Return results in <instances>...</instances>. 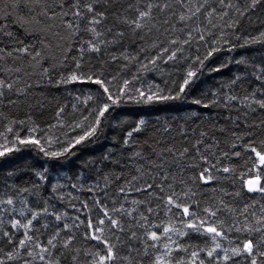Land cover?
<instances>
[{
	"label": "snow or ice",
	"instance_id": "snow-or-ice-1",
	"mask_svg": "<svg viewBox=\"0 0 264 264\" xmlns=\"http://www.w3.org/2000/svg\"><path fill=\"white\" fill-rule=\"evenodd\" d=\"M219 4L221 8L235 11V16H230L229 12L219 16L221 20L228 16L226 27L233 30L249 12L264 9V0H245L243 7L232 0H219ZM206 5L207 0L195 5L192 0H10L7 5L9 16L15 10L17 21L25 31L35 35L38 40L41 35L44 37L39 41L44 48L49 47L44 41H50L51 38L63 42L74 40L79 44V57H74L72 69L61 75L55 86L90 84L95 86L98 96L95 107L89 113L91 120L86 126L80 123L70 125L73 131H80L63 142L60 150L48 151L40 139L34 136L22 138L9 126L0 138V158L21 151L19 146L39 148L50 159L66 158L75 155L74 150L78 148L95 144L105 128L112 127V121L116 119L115 110L124 103L152 105L186 100L196 88L199 68L190 66L180 82L173 83L171 88L149 85L147 89L133 90L132 81L124 79L114 84L117 79L115 76L108 79L103 71L85 72L82 62L87 54H102L109 44L120 43L129 35L144 40L153 31L160 32L164 26L175 29V23H171L173 20L186 25L200 15ZM214 13L215 9L206 12L210 25L213 24ZM158 19L160 27L157 26ZM109 21L111 27L108 26ZM32 24L41 27L38 31L30 30ZM193 32L198 33L200 41L208 43L199 25L191 28L183 40L170 39L168 46H161L153 40L152 47L159 51L141 65V70H149V66L158 68L161 62L167 64L177 61L183 45L190 44L194 39ZM5 35L10 38V42L16 39L0 22V37ZM108 36H111V40ZM16 42L19 46L8 51V56L19 53L30 56L36 64L40 63L41 51H36L34 45L24 41ZM228 43L224 35L219 39L213 38L203 57L197 56L191 63L203 67L206 61L221 51L223 44ZM250 44H264V31L244 41V45ZM227 50L231 51L232 48ZM4 54L5 49L0 46V60ZM111 59L131 61L136 58L122 54ZM42 74L51 78L48 68H43ZM255 79L262 81L261 86L264 87V74L256 75ZM31 87V84L21 87L19 80L0 78V104L6 102L15 105L16 100L8 94L27 96V89ZM93 99L89 95L85 104ZM237 99L229 96L225 106ZM240 102L251 112L257 109L264 111V95H246ZM192 103L204 108L212 106L199 98L193 99ZM64 111L63 107L58 108V120ZM261 124L264 125V121ZM144 125L145 121L140 120L130 130L125 129L126 135L120 143L130 147L134 133H141ZM60 126L63 127L62 124ZM164 131L168 132L169 129L165 128ZM8 133L15 138L9 139ZM181 135L185 133L182 131ZM199 135L200 139L192 142L191 146L176 148L174 145H165L157 150V147L148 145L147 151L134 150L127 157L131 165L130 174L112 178L119 183L111 193L108 178L105 179L104 187L99 184L88 187V199L82 200L79 207L72 205L79 214L68 217L71 223H61L65 221L66 214H55L48 207L34 209L28 201H20L21 208L18 211L14 198L0 197V205L4 206L0 207V225L4 223V216L9 217L10 224L7 230H0V264H264V140L258 146L252 132H249L247 139L237 136L235 140L243 139V144L238 147L236 142H232L230 148L233 151L225 150L217 157L211 148L218 147V144L213 142L202 148L203 138L208 133L200 132ZM47 143L51 145L52 142L49 140ZM156 144L159 146L160 142L156 141ZM241 151L247 153L250 163L239 174L240 191L224 192L219 199L215 196L206 201L197 199L204 191L202 186L213 185L220 179L216 173L226 174L224 179L235 177L236 169L224 166L222 160L239 158ZM188 170H191V175ZM185 176L188 178L185 179ZM52 191L55 193L57 190L53 188ZM245 191L247 194H259L260 200L255 195H249L248 198L255 202L236 208L224 198H238ZM59 199L63 201L64 197L60 196ZM161 214L168 218L167 222H154L153 218ZM50 216H54L56 224L50 225L46 219H41ZM174 220L178 221L179 226ZM45 233V238L41 239ZM190 235L205 237L206 246L190 248L174 239ZM141 240L142 247L134 243ZM208 242L210 246H207Z\"/></svg>",
	"mask_w": 264,
	"mask_h": 264
},
{
	"label": "trees",
	"instance_id": "trees-1",
	"mask_svg": "<svg viewBox=\"0 0 264 264\" xmlns=\"http://www.w3.org/2000/svg\"><path fill=\"white\" fill-rule=\"evenodd\" d=\"M9 2L10 0H0V22L16 39L10 42L7 35L0 37V46L5 49L4 58L0 60V78L19 80L21 87L25 84H31L32 87L27 89V96L8 94L16 100L15 105H8L6 102L0 104V138L11 126L13 132H18L22 138L34 136L41 140L48 151H58L63 142L80 131L79 129L73 131L70 125L80 123L86 126L91 120L89 113L95 107L98 94L95 86L90 84L55 86L60 76L72 69L74 57H79V44L74 40L63 42L51 38L50 41H44L49 44L48 48H44L39 42L44 37L41 35L38 40L35 35L25 31L17 21L15 10L9 16L7 10ZM198 2L202 3L203 0H192L193 5ZM232 2L243 7L245 0H232ZM213 9H215L213 24L210 25L206 12ZM223 12H229L230 16L236 15L232 9L221 8L219 0H207L202 13L186 25H180L173 20L171 23H175V29L164 26L160 32L153 31L144 40L129 35L120 43L109 44L102 54H87L82 62L85 72L103 71L108 79H112L113 76L117 78L114 84L128 79L132 81L133 90L147 89L149 85H158L164 89L171 88L173 83L180 82L190 66L194 69L199 68L197 85L188 98L182 101L152 105L124 103L115 110L116 119L112 121V127H106L95 144L74 150L75 155L50 159L39 148L19 146L21 151L0 158V197L14 198L17 201L15 207L18 211L21 208L20 201H28L29 206L34 209H39L41 206L48 207L55 214H66L65 221L61 223H71L68 217L79 214L72 205L79 207L82 200L88 199L89 193L86 191L88 187L97 184L104 187L105 179L108 178L111 183L109 190L111 193L119 183L112 178L130 174L131 165L127 157L134 150L147 151L148 145L157 147V150L165 145L169 147L174 145L176 148L191 146L192 142L200 139V132L208 133L203 138L202 148L212 145L213 142L218 144V147L211 148V152L217 154V157L225 150L233 151L230 148L232 142H236L238 147L242 145L243 139L248 138L249 132L254 134L259 146L260 141L264 140V131H262L264 125L261 124V121H264V111L257 109L256 112H251L244 108L240 101L246 95L253 93L257 96L264 95L262 81L255 79L256 75L264 74V44L244 45L246 39H252L264 31V9H258L254 13L249 12L235 30L226 27L228 16L223 20L219 18ZM24 15H27L26 10ZM197 25L204 30L208 43L200 41L198 33L193 32L194 39L190 44L183 45L177 61H170L167 64L161 62L158 68L149 66V70H141V65L147 63L148 59L159 51L158 48L152 47L153 40L161 46H168L170 39H185L187 32ZM108 26H112L111 21L108 22ZM157 26L160 27L159 19ZM39 27L41 26L32 24L29 29L38 31ZM221 35L229 41L228 44L222 45L221 51L215 53L203 67L191 63L197 56L203 57L213 38L219 39ZM107 38L111 40V36ZM16 41H24L34 45L36 51H41L40 63L36 64L30 56L19 53L8 56V51L19 46ZM228 48L232 50L228 51ZM122 54L136 59L131 61L111 59L112 56L119 57ZM17 68L20 69L19 72L16 71ZM43 68H48L51 78L42 74ZM216 68L220 70L215 71ZM89 95L94 99L85 104ZM229 96L238 99L226 107L225 102ZM197 98L212 106L204 108L193 104L192 100ZM59 107H63L65 111L58 120L56 112ZM237 116L240 117L239 120ZM140 120L145 121L144 130L141 133H134L130 147L123 146L120 141L126 135L125 129L130 130L133 125H138ZM21 121L24 123L21 124ZM61 124L63 127L60 126ZM34 128L35 132H33ZM165 128L169 131L165 132ZM222 129L224 131H221ZM182 131L185 133L184 136L181 135ZM8 136L9 139L15 138L11 133H8ZM237 136L243 139L236 141ZM49 140L52 142L51 145L47 143ZM156 141L160 142L159 146ZM212 158L214 157H210ZM222 163L224 166L236 169L235 177L229 176L228 179H224L226 174L216 173L220 179L213 185L202 186L204 191L197 196V199L203 198L206 201L212 196L219 199L224 192L240 191L239 174L250 163L247 161V153L241 151L239 158H224ZM188 174L191 175V170H188ZM187 178L185 176V179ZM74 184L75 188L72 187ZM53 188L57 190L55 193L52 191ZM24 189L28 191L25 192ZM249 195H255L257 200H260L259 194H247L246 191L238 198L232 196L224 198L234 207L239 208L246 203L255 202L248 198ZM60 196L64 197L63 201L59 199ZM131 198L133 197H129ZM0 207L4 206L0 205ZM41 219L42 221L46 219L50 225L57 223L54 216ZM167 219L161 214L159 217H154L153 221L166 223ZM3 220L0 230H7L10 226L9 217L4 216ZM173 222L179 226L178 221ZM82 231L83 228L80 229V232ZM45 235L46 233L41 239H44ZM174 239L190 248L206 246V238L202 236L190 235L184 238L174 237ZM134 243L139 247L143 246V240ZM207 246H210V242ZM178 255L185 254L178 253Z\"/></svg>",
	"mask_w": 264,
	"mask_h": 264
}]
</instances>
